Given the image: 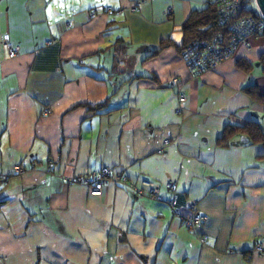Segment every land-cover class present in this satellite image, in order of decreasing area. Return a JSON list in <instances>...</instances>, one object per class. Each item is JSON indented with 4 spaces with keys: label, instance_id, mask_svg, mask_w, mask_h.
<instances>
[{
    "label": "crops",
    "instance_id": "1",
    "mask_svg": "<svg viewBox=\"0 0 264 264\" xmlns=\"http://www.w3.org/2000/svg\"><path fill=\"white\" fill-rule=\"evenodd\" d=\"M208 6L0 0V264H264L253 252L264 243V143L220 144L228 126L264 131V106L244 91L264 94V35L192 77L182 26ZM3 41L19 55L4 60ZM172 78L188 95L182 115ZM104 167L134 183L175 181L176 212L165 188L158 201L65 183ZM193 208L207 220L189 230Z\"/></svg>",
    "mask_w": 264,
    "mask_h": 264
},
{
    "label": "built area",
    "instance_id": "2",
    "mask_svg": "<svg viewBox=\"0 0 264 264\" xmlns=\"http://www.w3.org/2000/svg\"><path fill=\"white\" fill-rule=\"evenodd\" d=\"M214 5L217 14V25L222 27L210 39L196 40L188 44L182 51L181 57L186 63L187 69L192 77L212 72L222 63L230 59L239 45H245L249 48V39L259 37L264 28V16L260 11L257 0H207ZM171 12V8L168 9ZM223 29H228L224 32ZM3 59L10 60L19 55L18 48L12 46L9 42L3 41L1 44ZM168 86L177 90L178 105L176 113L182 115L186 102L187 93L182 89L181 81L178 78H172ZM50 113L46 108L44 115ZM167 140L165 144H169ZM26 169L17 165L15 173L24 174ZM7 178L4 177L2 182ZM68 185L76 184L87 188L89 194L93 197H101L105 187L110 184L123 185L131 189L139 198L146 195L160 201V192L162 188L173 194L168 202L173 212H176L178 197L177 184L175 181H168L163 184L142 179L140 183L130 181L126 174L114 173L110 168H102L99 171L88 175H80L65 178ZM207 217L193 208L192 215L185 220V226L189 230H194L200 224L206 222ZM253 252L258 255H264V243L255 246Z\"/></svg>",
    "mask_w": 264,
    "mask_h": 264
},
{
    "label": "trees",
    "instance_id": "3",
    "mask_svg": "<svg viewBox=\"0 0 264 264\" xmlns=\"http://www.w3.org/2000/svg\"><path fill=\"white\" fill-rule=\"evenodd\" d=\"M208 4L209 6L204 10L193 11L182 26L184 42L178 47L180 51H182L191 42L201 39H210L218 31L222 30V27L217 25V14L214 5L211 3ZM223 31L227 32L228 29H223ZM263 35L264 28L260 36ZM163 44H165V41L162 42V48L164 47ZM259 64L261 65L262 71L264 72V55L260 57ZM237 68L250 75L254 70V65L247 60H239L237 62ZM244 91L250 95L253 100L264 106V94L259 92L256 85L251 84L245 87ZM103 105L104 104L98 105L95 107V109L98 110L102 108ZM237 135L248 137L254 144L264 143L263 129L259 123L251 121L242 126H228L220 139V144L222 146H228L230 140Z\"/></svg>",
    "mask_w": 264,
    "mask_h": 264
},
{
    "label": "water",
    "instance_id": "4",
    "mask_svg": "<svg viewBox=\"0 0 264 264\" xmlns=\"http://www.w3.org/2000/svg\"><path fill=\"white\" fill-rule=\"evenodd\" d=\"M261 13L264 16V0H257Z\"/></svg>",
    "mask_w": 264,
    "mask_h": 264
},
{
    "label": "rangeland",
    "instance_id": "5",
    "mask_svg": "<svg viewBox=\"0 0 264 264\" xmlns=\"http://www.w3.org/2000/svg\"><path fill=\"white\" fill-rule=\"evenodd\" d=\"M100 1V0H99Z\"/></svg>",
    "mask_w": 264,
    "mask_h": 264
}]
</instances>
